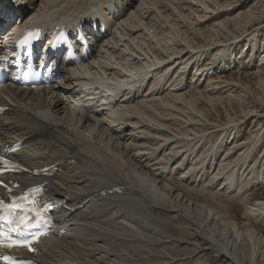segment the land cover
<instances>
[{
    "label": "bare ground",
    "instance_id": "6f19581e",
    "mask_svg": "<svg viewBox=\"0 0 264 264\" xmlns=\"http://www.w3.org/2000/svg\"><path fill=\"white\" fill-rule=\"evenodd\" d=\"M9 1L21 3L19 13L0 0V33L3 19L9 18L15 24L22 16V26L36 20L42 28L53 27L64 19L81 22L91 17L96 30L101 28L100 23L108 30L92 47L89 62L60 69V85L53 83L34 90L10 86L0 89V105L11 106V111L0 119V145L10 147L18 141L25 144L24 150L13 155L25 172L10 180L21 189L45 183L50 198L68 200L60 212L67 229L59 239H47L40 245L38 263L149 264L157 248H163L164 254L175 260L171 250L184 247L182 262L195 259V264H211L207 257L213 255L217 260L212 264H264L262 238L255 239L252 229L224 222L192 197L196 188L206 193L217 188L230 193L239 190L240 186L234 184L243 178L249 179V185L262 182L258 177H249V166L245 168L260 141L258 136L243 151L240 149L245 145L236 149V137H231L234 128H224L223 138L210 155H195V149L199 145L200 149L205 140L203 135L194 138L193 127H199L201 119L209 122L204 104L213 110L220 106L228 115L225 104L234 99H221L209 92L218 87L199 92L195 99L190 94L183 97V92L193 83L205 88L212 76L218 71L216 75L223 73V67L229 64L233 49L220 30L226 21L213 24L205 32L195 28L204 18L198 15L204 11L199 8L202 0H38L37 6L31 0ZM263 1L245 0L253 11L255 4ZM201 4L208 16L204 21L212 18L211 13L215 19L218 14L208 4ZM257 13L254 11L250 22L261 18L263 13ZM193 15H197L194 25L190 24ZM234 42L231 45H239ZM246 47V53L254 52L256 42ZM207 59L203 66L201 63ZM87 81H91L88 86ZM95 81L128 85L120 90L124 94L119 96L115 109H104L105 115L94 108L76 110L67 101L72 96L80 97L81 88L90 90ZM256 113L244 111L241 106L237 117L254 119ZM173 119L184 126L174 130L170 124ZM229 137L233 141L229 146L236 152L233 162H228V153L218 159L221 150L228 147ZM51 165L58 169L51 177L31 174ZM175 175L193 188L172 182ZM247 215L264 218V201H256ZM169 225L177 232L175 239L166 230ZM192 260L188 264L194 263Z\"/></svg>",
    "mask_w": 264,
    "mask_h": 264
},
{
    "label": "rangeland",
    "instance_id": "374dc122",
    "mask_svg": "<svg viewBox=\"0 0 264 264\" xmlns=\"http://www.w3.org/2000/svg\"><path fill=\"white\" fill-rule=\"evenodd\" d=\"M31 1L35 2L34 6H37L38 0H31ZM201 3H204L205 6L208 4L207 6H210V8L216 14H218L215 19H214L215 15L211 13L212 16L210 15V17L212 18H210L207 22L204 21V19L207 18L208 16L205 14L206 13L204 12L205 9L202 6L203 4ZM201 3L199 5L201 6L199 7L200 11L201 10L202 11L204 10V11L203 13H198V15L203 16L204 18L201 19L202 20L201 23L197 22L199 26L196 25L194 27L200 31L202 29L203 32H205V31H208V29H210V27L213 24L226 21L225 23H227V25L222 27L220 30H222L221 34L223 37L227 35L226 37L227 41H225V43L227 42V45H229L228 47H232L233 55L232 57H229V60H227V62H229L230 65L226 63L227 65L225 64V67H223L224 70L221 71L223 73L216 75L218 72H220L218 71L215 75H213L212 76L213 79H211L210 82L207 84L208 86L206 85L205 88H202L200 87L201 84L193 83L190 86V88L184 90L185 93L183 92V94L185 96L183 97L188 98V95L190 94L189 97L195 99L200 95L201 92L210 90L211 88H214V87H218L219 88L218 90L212 89L209 92L211 93L214 92V95L215 96L218 95L217 97L221 99L229 98L230 100L231 98L234 100L231 101V103L225 104V107L228 108V115L225 114L224 110L220 106L216 107V110H213L210 108L209 105L204 104L205 106L204 111L205 113L207 112L206 115L209 118V122L203 123L204 120L200 118L202 123H200L199 127L198 125L193 127L194 128L193 132L196 131L193 133V136L195 135L194 138L196 136L201 137L203 135L202 136L203 140H205V142L203 143V146L201 147L203 149L201 148L198 149L200 146L199 145L195 149V155L200 156L202 153L204 155L206 154L210 155V153H212L213 146L218 144L223 138L221 130L224 128H228L229 130H231V128H234L233 130L234 133H232L231 137H236V145H235V147L237 146L236 149L245 145L240 150H243V149L245 150L246 148H248L250 145L249 142L251 141V139L258 136L259 137L258 139L260 141L257 144V146L254 148L252 152L253 154L248 160L249 163L245 164V168L249 166L247 169V173H249L250 175L249 177L251 176L258 177L262 182L256 183L254 185H249V182H248L249 179L247 177L248 181L244 178L239 181H235L234 186H237V187L240 186L239 190L236 189V190H231L230 193H224V191L223 192L220 191V188L218 189L217 187H215L217 188V190L216 189L213 190L212 193H208V192L206 193V192H200L199 190L200 188L199 189L196 188L194 189L195 192L194 193L192 192V197L194 196L195 200L197 199L196 202L198 204L200 205L204 204V206L211 208L220 218H222L224 222H234L236 225L247 227L246 229H249V230L252 229L251 231H253L257 235L255 239L262 238L264 242V218L257 217V216L248 217L247 215L248 208L253 207L256 201H264V181H263L264 179V150H263L264 149V1L261 3L255 4L256 10L254 11L256 13L257 12L263 13L261 15V18L255 22L254 21L250 22V20H252L253 16L255 17V15H254L253 9L251 8V4H247L245 0H213V1L202 0ZM33 9L35 10L36 7H34ZM190 19H191L190 24L192 23L194 25L195 24L194 21L197 20V15H193V17H191ZM245 23H248V24L250 23V24L249 25L247 24L244 27ZM256 29L258 30L256 31V35L254 36L252 34ZM248 37H251V38H248ZM228 38L230 39L228 40ZM233 42L238 43L239 45L238 46L231 45ZM251 42H256V50H254V52H251L250 50L253 48L252 47L249 50L250 52L246 53V50H247L246 44L247 43L250 44ZM219 43H222V42H219ZM223 56H227V54ZM203 62L204 63H201V64L204 66L208 63V59L204 60ZM202 65L201 67H199L200 65L198 67L202 68L203 67ZM199 68H197V70ZM189 77L191 78L192 74ZM165 85L169 86L170 84H165ZM206 95H208V92L206 93ZM249 105L251 106L254 105V108H248ZM241 106H243L244 111L249 110V109L256 110L257 113L254 116V119L252 117L251 118L248 117L249 119L247 118L245 120H241L240 118L238 119L237 116H240ZM235 117H237V119H235ZM236 120H240V121H237L236 123L233 122ZM180 122H179L180 125L178 126L179 123L173 119L172 122L170 121V124H172L174 130H177V128H182L181 126H184L183 122L182 121ZM200 128L202 129L200 130ZM180 132L182 131H179V133ZM225 139H227V136L225 137ZM231 142L233 141H231V138L229 137L227 144H226V146L228 147L227 148L225 147V149L221 150L220 154L218 155V159L220 157L222 159V155H225L227 153L228 155L230 154L229 155L230 158L228 159V162H233L236 159V152L234 153V151L229 146ZM224 144H223V147H224ZM229 148L232 151L229 150ZM209 150L211 152H208ZM172 168L173 166L171 167V169ZM173 178L174 179H172V182L177 183V184L178 183L182 184L179 179L180 176L175 175V177L173 176ZM182 186H185V188H188V189L193 188L190 185L189 187H187L188 184H182ZM202 199H204L205 201ZM166 230L171 235H173L172 239H175L174 235H176L177 232L176 230H174L173 225L172 226L169 225V227H167ZM166 247L168 246H165L164 248ZM180 248L181 250H177V249L171 250L172 253L176 256L175 260L169 259L168 254H164V251L162 250L163 248H157L154 250L148 262L149 264H155V263L156 264H162V263L168 264L169 261L170 263H172L173 261H176L177 264H188V262H191L190 260L192 259H186L188 261L184 260L183 261L184 263H183L182 262L184 258L183 254H185V251H184V247H180ZM163 256L165 257V260L161 259V257ZM207 258H209L208 261L210 260L211 264L216 263L217 259L215 260V257L213 255H210ZM194 260H192L194 262L192 264H195L196 260L195 261Z\"/></svg>",
    "mask_w": 264,
    "mask_h": 264
},
{
    "label": "snow or ice",
    "instance_id": "6c2138e0",
    "mask_svg": "<svg viewBox=\"0 0 264 264\" xmlns=\"http://www.w3.org/2000/svg\"><path fill=\"white\" fill-rule=\"evenodd\" d=\"M34 35L35 33L32 32L27 33L25 38L20 41L19 46L26 45ZM0 163L6 167L10 166L8 161L3 160L2 157H0ZM40 191L38 188L33 189L29 196H22L11 203L0 200V243L7 241L9 244H19L34 251L31 248V243L43 233H32L29 229L47 227L50 223L45 211L32 199V195ZM12 232L16 233L17 239H12L10 235ZM29 236L31 239H28Z\"/></svg>",
    "mask_w": 264,
    "mask_h": 264
}]
</instances>
